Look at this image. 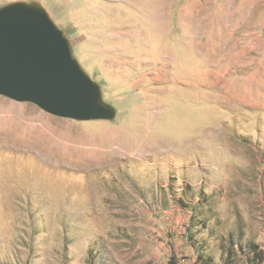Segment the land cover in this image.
Masks as SVG:
<instances>
[{
	"label": "rangeland",
	"instance_id": "374dc122",
	"mask_svg": "<svg viewBox=\"0 0 264 264\" xmlns=\"http://www.w3.org/2000/svg\"><path fill=\"white\" fill-rule=\"evenodd\" d=\"M13 2L117 115L0 95V264H264V0Z\"/></svg>",
	"mask_w": 264,
	"mask_h": 264
},
{
	"label": "water",
	"instance_id": "95a60500",
	"mask_svg": "<svg viewBox=\"0 0 264 264\" xmlns=\"http://www.w3.org/2000/svg\"><path fill=\"white\" fill-rule=\"evenodd\" d=\"M0 95L77 121L117 115L74 56L65 32L37 3L0 7Z\"/></svg>",
	"mask_w": 264,
	"mask_h": 264
},
{
	"label": "trees",
	"instance_id": "16d2710c",
	"mask_svg": "<svg viewBox=\"0 0 264 264\" xmlns=\"http://www.w3.org/2000/svg\"><path fill=\"white\" fill-rule=\"evenodd\" d=\"M253 257L252 258H249L248 260V263H251L252 260H254V262L256 261V264L258 263V261L261 259L260 258V255L257 253V249L256 247H252V254H251ZM201 259V263L202 264H210V257H208L207 259H205V257L202 256V254H200V257ZM226 260L228 261L226 264H236V255L235 254H231V253H228L227 257H226Z\"/></svg>",
	"mask_w": 264,
	"mask_h": 264
}]
</instances>
